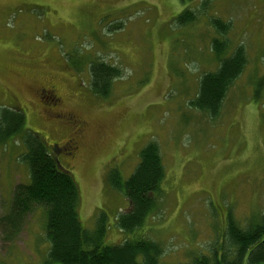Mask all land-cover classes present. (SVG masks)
<instances>
[{
  "label": "rangeland",
  "instance_id": "rangeland-1",
  "mask_svg": "<svg viewBox=\"0 0 264 264\" xmlns=\"http://www.w3.org/2000/svg\"><path fill=\"white\" fill-rule=\"evenodd\" d=\"M185 10L192 22L178 19ZM215 18L229 25L223 56L241 46L246 63L211 118L190 101L219 64ZM97 59L120 69L104 98L90 89ZM53 86L61 110L84 125L73 156L61 149L70 123L50 117L36 94ZM2 107L21 110L73 174L83 227L103 211L107 244L140 235L164 247L161 264L190 263L216 248L229 215L245 227L264 213V0H0ZM150 141L164 167L156 209L140 230L122 232L114 219L128 201L107 173L128 178ZM24 152L18 135L0 142V215L29 182ZM45 219L35 206L11 239L0 227V264H43Z\"/></svg>",
  "mask_w": 264,
  "mask_h": 264
},
{
  "label": "trees",
  "instance_id": "trees-1",
  "mask_svg": "<svg viewBox=\"0 0 264 264\" xmlns=\"http://www.w3.org/2000/svg\"><path fill=\"white\" fill-rule=\"evenodd\" d=\"M178 19L192 22L195 13L185 10ZM211 23L218 33V37L212 39L211 49L219 64L215 71L200 77L190 105L213 118L219 114L228 88L241 74L246 56L241 46L229 56H223L228 46L225 34L229 25L216 18ZM89 75L91 91L104 98L109 95L120 69L97 59L90 63ZM17 135L25 147L22 158L28 165L29 182L15 186L7 211L0 215L5 240L18 232L35 206H41L45 212V236L49 243L43 264H161L164 247L147 237L139 235L133 240L107 244L103 211L96 215L91 230L83 227L78 211L79 189L73 174L60 164L41 134L25 128V116L21 110L2 107L0 142ZM138 155L139 162L128 178H122L115 168L107 173L108 184L128 201L127 209L114 219L122 232L143 227L156 209L164 178V167L155 142H148ZM223 235L210 254H201L190 263L178 264H264V213L251 217L245 227L229 215Z\"/></svg>",
  "mask_w": 264,
  "mask_h": 264
},
{
  "label": "flooded vegetation",
  "instance_id": "flooded-vegetation-1",
  "mask_svg": "<svg viewBox=\"0 0 264 264\" xmlns=\"http://www.w3.org/2000/svg\"><path fill=\"white\" fill-rule=\"evenodd\" d=\"M36 94L40 102L43 103L42 105H45L44 107L48 110L50 117L63 118L64 121L70 123L71 135L63 143L61 149L71 156L75 155L78 149V140H80L83 134L84 125L74 114L64 113L61 110L62 98L54 86L49 88L41 87L36 90ZM52 149L54 151L60 150L57 146L52 147Z\"/></svg>",
  "mask_w": 264,
  "mask_h": 264
}]
</instances>
